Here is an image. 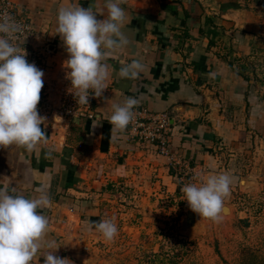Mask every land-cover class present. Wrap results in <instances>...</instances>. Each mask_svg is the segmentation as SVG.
<instances>
[{
  "label": "crops",
  "instance_id": "1",
  "mask_svg": "<svg viewBox=\"0 0 264 264\" xmlns=\"http://www.w3.org/2000/svg\"><path fill=\"white\" fill-rule=\"evenodd\" d=\"M10 1L15 14L32 28L33 36L27 45L45 55L43 84L49 96L53 98L61 90L71 89L63 67L68 53L56 34L58 10L73 5L90 8L102 20L107 17L106 0ZM203 1L124 0L120 6L126 19L121 32L128 44L106 61L111 75L107 89L93 105V117L66 116L55 109L46 115L38 109L46 117V126L41 127L47 143L41 142L32 151L15 144L0 148V189L30 199L41 191L47 193L50 205L37 211L47 217L49 230L45 240L59 245L57 251L65 253L64 240L71 232L72 222L78 223L80 214H94L92 190H96L93 186L100 180L126 182L140 188L148 184L153 190L176 188L170 173L172 165L166 157L150 147L126 142V130H111L108 117L112 104H122L133 97L139 101L137 106L166 112L173 126L174 155L203 175L209 174L204 170L205 164H215L213 150L219 149L220 139L226 140L233 130L230 120H224L219 111L222 94L227 93L234 105L242 91L240 78L216 57L214 44L210 43L213 16L205 7L215 0ZM228 8L226 11L235 12ZM133 60L140 61L144 70L137 78H121L120 68ZM251 98L248 96L244 103L249 105L248 121L254 124L257 115L262 116L264 103ZM46 250L55 249L42 247L31 264H43L40 254Z\"/></svg>",
  "mask_w": 264,
  "mask_h": 264
},
{
  "label": "rangeland",
  "instance_id": "2",
  "mask_svg": "<svg viewBox=\"0 0 264 264\" xmlns=\"http://www.w3.org/2000/svg\"><path fill=\"white\" fill-rule=\"evenodd\" d=\"M226 6L235 12L226 11ZM205 8L213 16L209 29L213 52L241 83L242 97L234 105L227 93L222 94L219 111L224 120H230L233 130L226 140L220 139V148L213 150L215 164L209 163L211 168L204 165L205 172L209 171L205 175L227 172L233 177L231 195L224 201L231 213H224L222 221L214 223L189 209L180 189L206 176L174 155L169 114L137 106L133 108L134 117L141 113L142 117L166 122V126L157 129L149 120L155 134L151 138L131 122L126 142L150 147L166 157L176 188L153 190L148 184L140 188L100 180L92 190L94 214H80L79 222L73 221L71 232L66 234L61 257L67 255L72 264H264V111L262 116L257 115V123L250 124L249 105L244 103L248 96L251 101L264 103V0H215ZM23 46L33 50L30 45ZM34 49L40 58L38 69L43 70L45 55ZM43 90L47 105L38 109L46 115L55 109L66 116H81L67 112L76 107L82 116L93 117V105L100 98L90 96L89 105H80L71 93L73 89L61 90L53 98L45 84ZM108 218H114L119 229L113 242H106L89 227L90 221Z\"/></svg>",
  "mask_w": 264,
  "mask_h": 264
},
{
  "label": "clouds",
  "instance_id": "3",
  "mask_svg": "<svg viewBox=\"0 0 264 264\" xmlns=\"http://www.w3.org/2000/svg\"><path fill=\"white\" fill-rule=\"evenodd\" d=\"M124 0H106L107 17L98 19L90 8L61 7L57 13L58 34L68 59L63 62L66 78L70 81L72 95L77 104L89 105V97H102L110 78L106 61L128 44L121 32L126 14L120 6ZM21 30L11 18L0 20V148L15 144L28 151L41 142L47 143L46 117L38 112L43 88V71L27 61V51L10 41ZM144 70V65L133 60L119 70L121 78L134 79ZM139 101L128 97L122 104H112L108 117L111 130L123 133L134 118L133 108ZM233 177L227 173H214L200 179L199 183L185 184L180 190L189 209L199 217L220 223L226 212L225 199L231 195ZM51 203L46 192L36 198L10 195L0 189V264H31L42 247L55 252L44 255L43 264H72L68 258L55 253L59 247L46 241L49 230L47 217L39 214L40 208ZM106 242H113L119 234L114 218L90 221Z\"/></svg>",
  "mask_w": 264,
  "mask_h": 264
},
{
  "label": "built area",
  "instance_id": "4",
  "mask_svg": "<svg viewBox=\"0 0 264 264\" xmlns=\"http://www.w3.org/2000/svg\"><path fill=\"white\" fill-rule=\"evenodd\" d=\"M4 17L11 18V20L17 23L21 28V30L15 34L14 38L10 42L13 43L14 46L19 47L21 50L24 48L27 51V57H26L27 61L30 63H34L38 68L39 65L37 63L40 61V58H37V52L35 50H30L26 48L25 46H23V45H26L27 40L33 36L32 28L27 22L18 18L19 16L15 14L14 5L12 4L10 0H0V20H2ZM40 95H41V98H40V101L37 107L43 106V105L46 106L47 97H46V93L43 90V88L41 90ZM67 112L72 113L71 115H74V114L84 115L82 112H80V110H77L76 107H74L71 111H67ZM149 120L151 121L152 125L157 129L164 128V126H166V122L157 121L155 119H152V118L150 119L148 117H142L141 113H138L134 117L132 122L136 126V128L143 129L142 134H145L146 132H148L147 134L151 136V138H154L155 134L154 132H152L150 128V125L148 123ZM159 141L162 144L163 141H161L160 138H159Z\"/></svg>",
  "mask_w": 264,
  "mask_h": 264
},
{
  "label": "trees",
  "instance_id": "5",
  "mask_svg": "<svg viewBox=\"0 0 264 264\" xmlns=\"http://www.w3.org/2000/svg\"><path fill=\"white\" fill-rule=\"evenodd\" d=\"M48 252H55V250H47V251H44V252H41L40 254V259L43 261V258H44V255ZM57 256L61 257L63 255L62 252H59V251H56L55 253Z\"/></svg>",
  "mask_w": 264,
  "mask_h": 264
},
{
  "label": "bare ground",
  "instance_id": "6",
  "mask_svg": "<svg viewBox=\"0 0 264 264\" xmlns=\"http://www.w3.org/2000/svg\"><path fill=\"white\" fill-rule=\"evenodd\" d=\"M226 212V214H229V213H231V208L229 207V205L228 206H226V210H225Z\"/></svg>",
  "mask_w": 264,
  "mask_h": 264
}]
</instances>
